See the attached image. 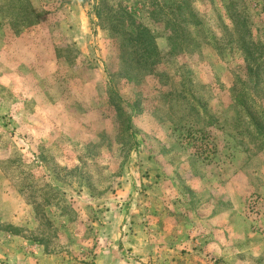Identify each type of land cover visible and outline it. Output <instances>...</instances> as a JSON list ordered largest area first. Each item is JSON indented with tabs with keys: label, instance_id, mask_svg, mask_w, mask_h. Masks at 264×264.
<instances>
[{
	"label": "rangeland",
	"instance_id": "1",
	"mask_svg": "<svg viewBox=\"0 0 264 264\" xmlns=\"http://www.w3.org/2000/svg\"><path fill=\"white\" fill-rule=\"evenodd\" d=\"M0 264H264V0H0Z\"/></svg>",
	"mask_w": 264,
	"mask_h": 264
},
{
	"label": "trees",
	"instance_id": "2",
	"mask_svg": "<svg viewBox=\"0 0 264 264\" xmlns=\"http://www.w3.org/2000/svg\"><path fill=\"white\" fill-rule=\"evenodd\" d=\"M124 15V14H123ZM122 14L120 15V17L116 18V23H112L113 25V30L115 33H118L119 31L124 32L127 38V43L128 44H132V47H137L139 49H142V55L145 56V58H148L152 55V50H151V37L149 35V30L142 25H138V26H134L133 24L135 23V21H133V19L128 16L127 17V21H130V25L133 29H129V28H124L125 27V23L126 21H123V18L126 19ZM170 25L172 30H177L180 27L179 23H176V20H170ZM176 28V29H175ZM140 38L142 40V42L140 41ZM170 40L172 42V49H176V46H174V44L176 43V40L174 37H170ZM146 44V45H145ZM137 51V50H136ZM138 62H144L146 63V59L140 60Z\"/></svg>",
	"mask_w": 264,
	"mask_h": 264
}]
</instances>
